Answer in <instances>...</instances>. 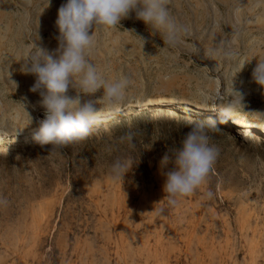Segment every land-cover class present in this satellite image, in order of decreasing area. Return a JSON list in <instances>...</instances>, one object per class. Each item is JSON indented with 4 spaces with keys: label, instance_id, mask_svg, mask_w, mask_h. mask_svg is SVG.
<instances>
[{
    "label": "rangeland",
    "instance_id": "rangeland-1",
    "mask_svg": "<svg viewBox=\"0 0 264 264\" xmlns=\"http://www.w3.org/2000/svg\"><path fill=\"white\" fill-rule=\"evenodd\" d=\"M65 2L0 0V264H264V89L251 75L264 58V0H168L188 28L174 47L134 12L94 29L88 59L130 84L120 104L106 105L102 90L84 97L96 99L98 123L56 148L34 139L44 109L21 69L34 45L57 47ZM233 90L243 105L222 119ZM209 117L219 154L206 182L157 215L161 157ZM117 159L136 162L122 182L110 175Z\"/></svg>",
    "mask_w": 264,
    "mask_h": 264
},
{
    "label": "clouds",
    "instance_id": "clouds-1",
    "mask_svg": "<svg viewBox=\"0 0 264 264\" xmlns=\"http://www.w3.org/2000/svg\"><path fill=\"white\" fill-rule=\"evenodd\" d=\"M49 3L47 0V6ZM167 5L168 0H66L60 5L55 21L57 47L50 51L34 45L21 69L35 77L30 91L39 94V104L44 109L43 119L36 121L38 131L34 139L37 142L64 148L87 139L98 123L99 110L96 99L84 97H93L102 90L101 98L106 105L124 101L129 79L121 77L108 81L88 59L95 45L93 30L116 28L121 20L134 12L135 18L151 27L153 33L162 34L165 45L174 47L187 34L188 28L172 16ZM139 37L143 47L145 38ZM208 54L215 55L216 49L209 48ZM224 56L232 59L235 53L225 51ZM249 62L241 63L237 73ZM251 75L253 81L264 89V58L256 61ZM70 89L76 94L69 95ZM233 92L236 97L218 109L222 119L229 118L238 105H243L244 94L237 90ZM215 129L216 120L211 117L206 122H193L180 146L161 157L162 191L166 199L165 205L156 210L157 215L163 214L166 206L177 205L180 198L193 194L206 182L219 154L210 143L208 134L209 130ZM133 137L134 133L128 132L122 139L126 138L131 143ZM135 163L130 159L114 161L110 166L112 179L122 182ZM205 195L211 197L212 193L209 191ZM6 203L0 197V205Z\"/></svg>",
    "mask_w": 264,
    "mask_h": 264
}]
</instances>
